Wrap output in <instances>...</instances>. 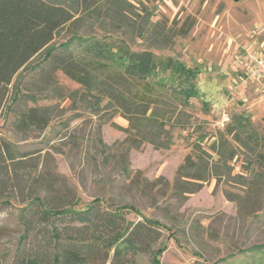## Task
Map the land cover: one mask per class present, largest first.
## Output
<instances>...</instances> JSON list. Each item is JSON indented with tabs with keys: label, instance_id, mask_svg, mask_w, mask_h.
Masks as SVG:
<instances>
[{
	"label": "rangeland",
	"instance_id": "374dc122",
	"mask_svg": "<svg viewBox=\"0 0 264 264\" xmlns=\"http://www.w3.org/2000/svg\"><path fill=\"white\" fill-rule=\"evenodd\" d=\"M138 1L151 13V28L158 25L170 37L169 48L153 52L198 74V97L189 106L181 108L164 97L182 111L174 116L181 125L166 126L168 135L157 145L143 141L134 147L126 143L129 121L106 103L94 110L78 101L74 93L81 96L83 88L56 59L35 60V69L21 72L10 86L0 136L23 151H49L57 172L77 194V209L97 200L123 209L129 220L160 221L162 264L251 263L248 250L264 245V164L255 158L257 152L264 154V90L244 80L242 69L248 52L264 50V0ZM68 38L61 31L55 44ZM144 45L140 39L133 47ZM30 107L49 109L50 122L42 132L20 130V115ZM242 116L251 119L263 139L256 154L238 147L229 169L203 182L198 192L174 189L177 170L196 144L217 162L216 141ZM18 215V205L0 206V264H11L16 254L22 235Z\"/></svg>",
	"mask_w": 264,
	"mask_h": 264
},
{
	"label": "trees",
	"instance_id": "16d2710c",
	"mask_svg": "<svg viewBox=\"0 0 264 264\" xmlns=\"http://www.w3.org/2000/svg\"><path fill=\"white\" fill-rule=\"evenodd\" d=\"M150 24L151 13L138 0H0V115L14 78L34 70L35 60L56 59L65 75L83 88L81 96L74 93L78 101L94 110L106 103L129 121L126 143L157 145L168 135L166 126L181 125L174 116L182 111L164 97L181 108L189 106L198 97V74L153 52L169 48L170 37ZM64 30L68 40L56 45ZM140 39L146 46L135 50ZM160 73L170 77L159 79ZM49 119V109L30 107L20 115L19 127L42 132ZM225 130L216 141L219 160L212 163L196 144L177 170L174 189L198 192L203 182L229 169L238 147L256 154L263 141L245 116ZM43 151H23L0 136V206L18 205L22 227L11 264H162L160 221L143 216L129 220L123 209L113 210L97 200L77 209L74 188L57 172L52 154ZM255 158L264 164L263 153ZM124 171L128 173L129 166ZM248 251L251 263L235 264H264V245Z\"/></svg>",
	"mask_w": 264,
	"mask_h": 264
},
{
	"label": "built area",
	"instance_id": "2783aa9c",
	"mask_svg": "<svg viewBox=\"0 0 264 264\" xmlns=\"http://www.w3.org/2000/svg\"><path fill=\"white\" fill-rule=\"evenodd\" d=\"M244 80L257 82L264 90V50L257 49L246 55Z\"/></svg>",
	"mask_w": 264,
	"mask_h": 264
},
{
	"label": "crops",
	"instance_id": "0c3cea01",
	"mask_svg": "<svg viewBox=\"0 0 264 264\" xmlns=\"http://www.w3.org/2000/svg\"><path fill=\"white\" fill-rule=\"evenodd\" d=\"M242 71H243V73H244V70L242 69ZM241 73V72H240ZM245 74V73H244ZM251 82V84L250 85H252V86H254V87H257V89H258V87H260L261 88V86H259V84L255 81V82H252V81H250ZM262 89V88H261Z\"/></svg>",
	"mask_w": 264,
	"mask_h": 264
}]
</instances>
